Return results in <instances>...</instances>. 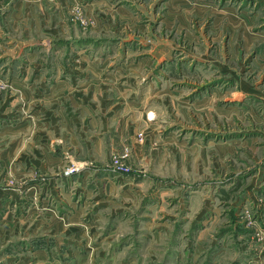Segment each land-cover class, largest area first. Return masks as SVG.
<instances>
[{"label":"rangeland","instance_id":"1","mask_svg":"<svg viewBox=\"0 0 264 264\" xmlns=\"http://www.w3.org/2000/svg\"><path fill=\"white\" fill-rule=\"evenodd\" d=\"M21 1L0 0V28L4 31L3 43L0 44V53L4 54L0 56V66L4 64L0 67V79L6 84L0 94L10 88L7 66L13 61L11 57L7 58L4 51L21 40L18 49H22L24 54L26 51H36L32 60L36 59L44 54L45 49L29 42L45 39L54 46L59 42V37L54 34L59 33L58 29L61 27L64 37L79 33L83 35L84 38L74 40L76 46L73 47H77L78 54L81 49L90 48L92 53L89 54L96 57V63H106L103 61L110 58L108 64L126 61L136 67L142 66L137 67L138 79L143 82L140 84H146L154 78L155 81L159 80L160 88L166 87L163 92L162 88L155 92L154 96L152 88L142 87L137 95L143 101L148 120L142 122L147 127H143L144 131L138 130L136 136L144 141L145 134L152 129L157 152L155 151L151 164L139 162L134 157L132 145L127 142L114 152L128 148L129 162L133 169L132 173H124L125 177L134 174L140 177L139 173L144 177H156L158 184L153 187L157 186L160 195L156 200L140 198L139 195L136 199L135 192L141 194V186L133 183L127 188L119 184L114 189L108 186L105 208L98 205L100 192L95 185L92 187V201L86 202L83 208L86 212L74 219L70 215L77 206V198L79 197L78 203L84 205L85 195L78 196L73 180L64 185L66 192L76 199V204L72 202V198L60 197L61 194L65 196L63 190L59 189L61 193L58 195V191L53 193L48 185L44 186L47 174L34 171L33 175L22 179L12 175L11 171L9 173L5 166L0 169L2 197H7L8 187L19 191L20 196H23L31 190L27 188L28 182L36 181L40 184L30 200L27 196L26 199L8 201L10 204L0 202V221L10 205L14 214H22L23 208L32 204L37 212L27 221V226L40 228L41 231L27 236L16 231L4 236L7 232L3 229L0 233V264H264L262 97L232 95L239 88L234 80H230L226 74L215 72L216 67L213 63L208 64V57H194L188 53L189 49L216 53V46L220 42L214 40L211 34L212 18L208 16L201 23L193 22L191 25L193 35L197 31L200 34L202 30L205 34L195 37L198 41L189 40L182 26L175 24L167 27L161 19L146 28L153 30L146 31L147 39L130 41V35H144L145 31L138 29L141 27L135 23L119 22L116 25L101 26L97 23L98 18L88 14L80 1L72 2L64 12L63 26L55 25L52 20L44 24L34 23L35 19L30 17L28 21L22 10L17 15L13 13L14 9H8V3L15 5ZM231 2L233 0H217V5L224 6ZM143 16L145 21L149 15L144 13ZM118 37H122L121 42ZM53 38L56 40L53 41ZM24 42L27 43L26 46H23ZM59 43L63 45L62 42ZM227 43L229 35L224 34L221 40L223 48ZM114 49H119L121 54L115 61L106 55L107 50ZM166 53L170 55L162 56ZM29 55L26 53L15 58L14 66L31 63ZM222 59L227 65H235V62L226 57ZM77 61L80 64L89 63L80 57ZM249 65L250 63L241 70L242 75L257 82L259 78L256 76L259 73L250 70ZM256 87L263 88L258 82ZM217 88L225 96L217 102L224 111L215 118L213 107L206 109L195 102L198 101L197 98L211 97ZM183 91L188 93L186 98ZM178 97L190 103L182 106L178 103ZM38 121L36 123L39 124ZM167 132L173 135L174 148L170 147L173 141L165 138ZM209 142L218 144L211 146ZM198 145L206 148L200 156L196 154L200 149L197 152L193 150ZM186 149L190 150L185 151ZM16 151L15 162L21 164L18 156L21 151ZM114 152L106 164L110 169L107 175L111 177L113 174L120 175L109 167ZM144 160H149V156L144 157ZM70 164H77L79 169L66 176L64 170ZM1 166L0 164V168ZM85 167L78 161L67 160L63 163L61 174L71 181L70 176L81 173ZM149 186L146 183L142 185L145 189ZM125 189H130V194L126 197L122 195ZM41 196L47 197V207H42ZM197 198L201 201H197ZM153 201L156 205L152 211ZM62 213L64 215L60 217ZM15 217L17 216L12 218ZM54 219L56 223H51ZM9 221L11 225L12 220Z\"/></svg>","mask_w":264,"mask_h":264},{"label":"crops","instance_id":"2","mask_svg":"<svg viewBox=\"0 0 264 264\" xmlns=\"http://www.w3.org/2000/svg\"><path fill=\"white\" fill-rule=\"evenodd\" d=\"M75 1L82 2L87 13L98 18L97 23L101 26L106 25L107 27L119 24V22L120 24L135 23L136 26L141 27L138 29L145 31L144 35L134 34L133 37L130 35L128 37L130 41H144L146 31H153L151 28H146L158 19H161L167 27H172L175 24L182 26L186 30L189 40L198 41L196 38L205 34L202 30L200 34L197 31L193 35L191 25L193 22L201 23L203 18L211 17V34L214 40L220 42L216 46V53L207 52V54L204 50L197 52L193 49L187 50L188 53L194 57H208L210 61L208 64L213 63L216 67L214 68L215 72H219L220 75L226 74L230 80H234L239 88L234 91L236 94L232 95L262 97L264 113V0H233L224 6H218L217 0H22L16 2L15 5L12 2L8 3L10 6L8 9L18 11L13 10V13L17 15L23 12L28 17V21H30V17H33L34 23L44 24L48 20H52L55 25L63 26L64 12ZM51 9L55 11H51ZM20 10L22 11L20 12ZM144 13L149 15L145 21ZM2 30L0 28V44L3 43L2 32L4 31ZM61 30L62 27L58 29L59 33L54 36H58V41L63 45L58 42L52 46L50 41L48 44L45 39L29 42L33 45L39 44L41 48L45 49L43 55H39L33 60L32 57L36 51H26L30 54L29 61L31 60L33 64L29 62V64L14 66V59L26 54L22 49H18L21 40L15 45L12 44V48H8V51H4L7 58L11 57L13 61L10 66H7L10 88L0 94V164L2 165L0 169L6 166L9 173L11 171L12 175L22 179L33 175L34 171L47 174L48 179L44 186L48 185L53 193L58 191V195L61 193L59 189L63 190L65 196H61V194L60 197L72 198V202L76 204L74 201L76 199L66 192L64 185V183H71L73 180V184L77 186L74 190L79 193L78 196L85 195L84 205L79 204V197L77 198V206L70 215L74 219H78L86 212L83 208L86 206V202L92 201L94 195L92 187L95 185L100 192L97 200L98 205L101 204V207L105 208L106 188L109 186L114 189L117 184L125 188L130 187L132 183L141 186V194L138 191L135 192L136 199L139 195L140 198L156 200L160 195L157 186L153 187L158 184L156 177H144L140 173L138 175H141L140 177H137L136 174L127 178L124 174H122L123 176L113 174L111 177L107 175L110 169L106 167V164L110 160L112 152L120 149L125 142L132 145L134 157L138 158L139 162L142 164L153 162L157 148L153 143L155 135L152 129L148 131L147 128L149 133L145 134L144 141L139 140L136 136L138 130L147 127L142 122L148 120L143 101L139 100L137 95L138 90L142 87L152 88V96L161 88L163 92L166 87L161 86L160 88L159 80L155 81L154 78H151L146 84H140L143 82L138 79L137 67L141 68L142 66L137 65L136 67L126 61L108 64L110 58L103 61L106 63H96V57L90 55L92 53L90 48L81 49L78 54L79 50L77 47H73V45L76 46V43L73 42L84 38L83 35L81 36L79 33L80 35L64 37ZM224 34L229 35V43L224 45L225 48L221 44ZM118 38L121 42L122 37ZM128 38L123 37L126 41ZM54 40L56 38H53ZM26 45L27 43L24 42L23 46ZM132 50L137 51L136 49ZM112 51L107 50L106 55L115 61L117 57L121 56L120 50ZM170 53L172 54V52ZM170 53L162 56L170 55ZM2 55L4 56L0 53V56ZM78 57L89 63H78ZM223 57L235 62V65L233 66L230 62L231 65H227V62L222 59ZM248 61L250 70L259 73L256 76L259 78L257 82L263 88L256 87L257 82L254 79L248 80L242 75V71L248 67ZM18 69L19 71H17ZM186 93L183 91L184 98L188 94ZM224 96L217 88L211 97L197 98L198 101L195 104L204 106L206 109L213 107L216 118L224 111L222 106L217 103ZM178 98V103L182 106L190 103L181 97ZM36 120L40 121H38L39 124L36 123ZM169 134L170 132H167L165 138L173 142L172 145H167L174 148L173 135ZM180 141L183 143V140ZM209 143L211 146L218 144V142ZM252 143L254 144L255 141L253 140ZM16 149L21 151L18 155L21 164L15 162ZM198 149H200L199 152H197ZM205 149L198 145L193 150L200 156L202 152H205ZM146 153L150 155H146ZM147 156H149V160H144V157ZM71 159L86 165V167L81 173L70 176V181L69 177L61 174V168L64 162ZM107 179H109L108 183ZM145 183L150 184L147 189L142 187ZM27 184V188L29 187L31 190L28 193L25 192L23 196H20L19 191L8 187L7 197L4 198L0 195V202L6 201L5 204H10L8 201L26 199L27 196L30 200L33 193L39 189L40 182L30 181ZM130 189H125L126 191L122 195L125 197L129 195ZM41 198L43 199L42 207H47V197L41 196ZM56 198L58 197L56 196ZM197 201H201L200 198H197ZM155 205L153 201L152 211ZM50 206H52L51 202ZM26 208L28 210L25 211ZM26 208H23L22 214H14L12 205H10L7 209L8 212L4 215L5 220L3 218L0 221V233L6 229L7 233L4 236H9L11 232L15 233L16 231L18 234L22 233L27 236L32 232L41 231L40 228L34 229L31 225L27 226V221L31 216L36 215L37 210L32 208V204H28ZM31 210L34 212H30ZM260 213L259 215H261ZM62 215L64 213L60 217ZM14 216L17 217L13 219ZM9 220H12L11 225H9ZM53 222L56 223V220L51 221V223ZM62 222L61 219L60 223L62 224Z\"/></svg>","mask_w":264,"mask_h":264},{"label":"built area","instance_id":"3","mask_svg":"<svg viewBox=\"0 0 264 264\" xmlns=\"http://www.w3.org/2000/svg\"><path fill=\"white\" fill-rule=\"evenodd\" d=\"M5 85L6 84L0 79V91L2 90V88H4ZM140 135L142 136V132L140 133ZM129 155L130 153L128 151V148L122 151L114 152L111 157V165L109 166L111 170L120 174H127L131 172L133 167L129 162ZM77 169H79L77 164H70L65 168L64 175H71L72 173L77 171Z\"/></svg>","mask_w":264,"mask_h":264}]
</instances>
